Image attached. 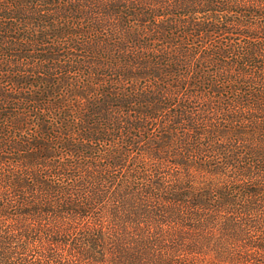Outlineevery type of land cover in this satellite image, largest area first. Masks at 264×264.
<instances>
[{
    "label": "trees",
    "instance_id": "obj_1",
    "mask_svg": "<svg viewBox=\"0 0 264 264\" xmlns=\"http://www.w3.org/2000/svg\"><path fill=\"white\" fill-rule=\"evenodd\" d=\"M0 264H264V0H0Z\"/></svg>",
    "mask_w": 264,
    "mask_h": 264
}]
</instances>
